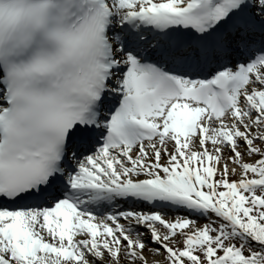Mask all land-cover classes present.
I'll return each mask as SVG.
<instances>
[{
    "label": "snow or ice",
    "instance_id": "obj_1",
    "mask_svg": "<svg viewBox=\"0 0 264 264\" xmlns=\"http://www.w3.org/2000/svg\"><path fill=\"white\" fill-rule=\"evenodd\" d=\"M0 264H264V0H0Z\"/></svg>",
    "mask_w": 264,
    "mask_h": 264
}]
</instances>
